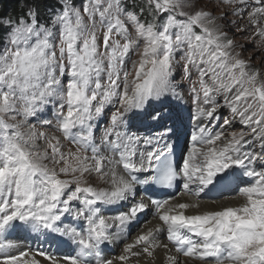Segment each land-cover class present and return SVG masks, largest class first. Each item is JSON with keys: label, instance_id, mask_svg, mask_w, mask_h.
Listing matches in <instances>:
<instances>
[{"label": "snow or ice", "instance_id": "1", "mask_svg": "<svg viewBox=\"0 0 264 264\" xmlns=\"http://www.w3.org/2000/svg\"><path fill=\"white\" fill-rule=\"evenodd\" d=\"M16 4L0 14V264H264V0ZM241 178L238 205L204 202Z\"/></svg>", "mask_w": 264, "mask_h": 264}, {"label": "rangeland", "instance_id": "2", "mask_svg": "<svg viewBox=\"0 0 264 264\" xmlns=\"http://www.w3.org/2000/svg\"><path fill=\"white\" fill-rule=\"evenodd\" d=\"M203 2L206 5V10H212L213 11V14L215 13V15H218V10L216 9V5H215L216 0H211V3H209L208 0H203ZM79 4L77 6H79ZM233 31H235V30H233ZM248 37H249V34H244V35L236 34V36H235V39L238 42V44L239 45H243V48H241V47H237L236 48V51L237 52H241L242 58H248L250 56H253V54L255 52V45H253L252 43H250ZM252 63L253 64H259L260 63V55H254V58L252 59ZM177 78H179V77H177ZM182 103H184L186 107H189V108L191 107V102H190V100L187 99V97H185V101H182ZM49 109H51V106H49ZM108 114H110V112ZM181 114L183 116H185V117L187 116V113L186 112H183L182 111ZM224 115H227V110L226 109L223 110L222 113H221V121H220L221 123H222V119H223V116ZM46 116L49 119L52 118V113H51L50 110L46 113ZM106 118H107V116H105L104 119L106 120ZM237 127H239V125H237ZM190 130H191V127H190V122H189L188 131H190ZM184 139H185V137L183 138V143H184ZM240 184H242V182L240 180H232V184H228V187H224V188L220 189V191H218V192L210 193L209 194L210 197L205 196L204 198L205 199H208V200H214V199H223L225 197V195H227V194L228 195H231V196H235V195H237L236 194V191L239 190L238 189V185L240 186ZM229 187L232 188L230 190L232 192V194L231 193L229 194L227 192H225L227 194H224L223 192H221L222 190L223 191H227V188H229ZM216 194H218V196L213 197V195H216ZM231 196H228V197H231ZM113 210H117V208H113Z\"/></svg>", "mask_w": 264, "mask_h": 264}, {"label": "bare ground", "instance_id": "3", "mask_svg": "<svg viewBox=\"0 0 264 264\" xmlns=\"http://www.w3.org/2000/svg\"><path fill=\"white\" fill-rule=\"evenodd\" d=\"M215 3V2H214ZM213 3V4H214ZM215 5H216V3H215ZM213 8V7H212ZM215 12V11H214ZM215 14V13H214ZM191 131V130H190ZM189 131V132H190ZM180 132H181V136H180V143H181V145H183V138H184V136H183V132H184V128L181 126L180 127ZM235 180V179H234ZM240 181L242 182V184H240V186L242 187V186H244V183H245V181L243 180V178H241L240 179ZM229 184H232V181L229 183ZM226 187H228V185L226 186ZM178 191H179V189H178ZM239 191V190H238ZM238 191H236V194L237 195H235V196H231V195H225V197L223 198V199H214V200H216L217 201V203L218 204H224V205H229V206H236V205H238L240 202H241V200H242V198L241 197H239V195H238ZM232 194V192H229V194ZM226 194V193H225ZM215 196H218V195H215ZM228 196H231V197H228ZM207 197H210V195H208ZM161 198V197H160ZM204 199V202H209V201H211V200H208V199H205V198H203ZM209 206L210 207H215L216 205H214V204H209ZM117 210H118V208H117ZM117 210H112L113 212H115V211H117ZM147 219H151V214L150 213H148V214H146V215H141V217H140V223L141 224H143V222L145 221V220H147ZM67 222V221H66ZM136 234V231H135V229L133 230V232H132V235L134 236ZM165 237L164 236H161V239H164ZM122 247H123V244L122 243H120L119 241L116 243V244H114V245H109V247L107 248V249H105V254L106 255H109V256H115V255H118L119 254V252L121 251V249H122Z\"/></svg>", "mask_w": 264, "mask_h": 264}, {"label": "trees", "instance_id": "4", "mask_svg": "<svg viewBox=\"0 0 264 264\" xmlns=\"http://www.w3.org/2000/svg\"><path fill=\"white\" fill-rule=\"evenodd\" d=\"M47 2L55 4L56 0H47ZM78 5L80 0H75ZM16 0H0V14H14L17 10Z\"/></svg>", "mask_w": 264, "mask_h": 264}]
</instances>
